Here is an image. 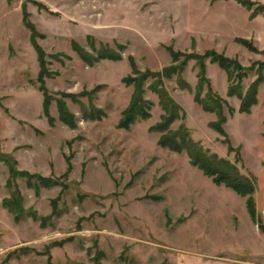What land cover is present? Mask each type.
<instances>
[{
    "label": "rangeland",
    "instance_id": "obj_1",
    "mask_svg": "<svg viewBox=\"0 0 264 264\" xmlns=\"http://www.w3.org/2000/svg\"><path fill=\"white\" fill-rule=\"evenodd\" d=\"M35 1L46 8L31 0H0L1 148L21 171L63 179L67 157L72 170L63 179L68 189L57 186L37 193L25 178L16 180L25 209L52 217L42 227L41 220L30 215L16 223L3 208L2 200L10 195L9 168L0 162V264H49L43 254L49 246L52 264H95L98 251L104 254L100 264H264V233L252 222L246 200L216 186L190 164L186 153L158 146L160 135L149 132L162 115L155 95L146 93L155 104L151 119L130 131L117 128L133 92L122 82L131 73L129 56L141 70L159 71L171 64L166 47L173 46L187 53L215 50L250 67L264 62V53L250 52L235 39L249 36L264 51V20H250V12L242 13L232 2L213 4L212 9L204 4L205 15L202 0ZM23 4L43 36L38 42L49 68L59 73L47 80L48 89L55 95L79 94L103 86L95 100L107 113L103 121H84L69 99V109L80 120L77 129L60 122L56 102L51 106L55 125L43 116L36 83L39 64L23 23ZM89 36L97 46L125 45L123 60L87 66L71 42L91 51ZM58 53L69 58L56 61L52 56ZM206 65L214 92L238 110L240 101L227 95L226 73L209 61ZM183 77L194 90L198 79L193 61ZM255 79L250 73L243 90ZM165 84L186 113L172 129L185 125L206 150L235 163L236 153H229L224 138L210 127L216 116L204 112L194 93L181 90L175 79ZM224 129L233 147L240 149L238 168L257 178L255 200L264 222V83L251 114H227ZM59 197L58 214H53L51 203ZM60 242L62 246L52 247Z\"/></svg>",
    "mask_w": 264,
    "mask_h": 264
},
{
    "label": "trees",
    "instance_id": "obj_2",
    "mask_svg": "<svg viewBox=\"0 0 264 264\" xmlns=\"http://www.w3.org/2000/svg\"><path fill=\"white\" fill-rule=\"evenodd\" d=\"M215 1V0H212ZM239 5L250 12V20H254L257 16L264 17V4L253 0H234ZM33 4L39 8H46L38 1L31 0ZM23 23L30 30V43L34 48L37 61L39 64V73L36 83L38 90L43 96L42 114L48 120L51 126L55 125L56 119L51 114V106L56 102L57 112L60 122L72 130L78 128L80 120L69 109L66 99L80 108L81 118L89 122H101L107 118V113L104 109L95 104L96 95L103 88L97 86L93 90H83L79 94L61 92L59 94L52 93L47 87V80L55 79L59 73L53 72L49 68L48 56L38 42L43 36L37 31L35 25L30 21V15L27 12L26 4H23ZM88 44L91 51H87L76 41L71 42L72 50L79 58L89 67H94L102 61L119 62L123 60L122 53L127 49L125 45L115 43L112 47L108 44L100 43L97 46L93 37H88ZM235 41L244 46L247 50L253 53H264L259 51L252 41L236 38ZM166 50L171 57V64L159 71L150 69L141 70L133 56H129V64L131 73L123 80V84L133 89L130 102L126 109L122 112L121 118L117 124L120 130L130 131L131 127L138 122L148 121L152 117V110L155 104L146 98V93L149 91L157 97L158 106L162 111L159 122L149 129L150 133L159 134L158 146L167 149L174 153H186L190 164L200 170L204 176L212 179V182L218 186H224L232 190L238 196L246 200V209L253 223L258 225L261 232L264 233V222L259 218L255 194L258 189L257 178L252 174H243L238 168L237 163L241 162L240 149L233 147L230 138L226 133L224 126L227 123V114L233 117L236 112L239 114H251L253 107L258 105V90L264 83V62L258 61L250 67L243 66L238 59L229 58L225 54L218 53L215 50L206 51L204 54L187 53L177 51L173 46H167ZM56 61H60L61 57L69 56L58 53L52 56ZM194 62L197 68V85L193 90L190 84L183 77V73L190 62ZM209 61L212 65H217L223 70L229 82L227 95L235 97L240 101L238 110L234 109L221 96L216 94L207 78V65ZM256 75V79L243 90L244 80L247 79L250 73ZM175 79L177 86L181 90H186L194 93V101L206 113L214 114L216 121L210 124L212 130L224 138L222 141L228 146L229 153L235 152L237 160L235 163L230 162L226 158H221L215 153L206 150L200 142L195 141L191 132L185 125L179 126L177 129H172V126L178 121L186 119V113L182 107L172 98L170 92L166 88V81ZM86 99V102L83 101ZM264 138V135H263ZM0 162H4L9 168V177L6 183V188L9 189L10 195L2 200V206L12 216L16 223H20L27 215H30L34 220H41V226L45 227V223L51 220L52 217H39L33 209L27 211L24 207L23 196L17 186L18 178H25L29 188H34L38 193L42 188L51 189L57 186H62L63 189H68V185L64 183L65 179L72 170L71 158L67 157L68 170L63 179H55L53 177H45L38 174H31L27 171H21L17 168V161L8 154H4L0 143ZM52 201L53 214H58V202ZM72 239H68L71 241ZM63 241V243L68 242ZM62 242L52 244L51 246H62ZM51 247H47L43 254L49 256V264L51 263L50 256ZM102 251L97 252L94 258L95 264H100V258L103 257Z\"/></svg>",
    "mask_w": 264,
    "mask_h": 264
},
{
    "label": "crops",
    "instance_id": "obj_3",
    "mask_svg": "<svg viewBox=\"0 0 264 264\" xmlns=\"http://www.w3.org/2000/svg\"><path fill=\"white\" fill-rule=\"evenodd\" d=\"M194 0H187V3H189V4H191L192 2H193ZM198 1H200V0H198ZM202 1H204V3H203V13L206 15V13H205V10L204 9H207V6L205 5L204 6V4H208V7L210 8V9H212V6H213V4L214 5H221L222 3H224V2H232L234 5H232L234 8H239L240 9V11L243 13V12H246L245 10V8H243L242 6H240L237 2H235L234 0H219V1H216V2H214V3H212V1L211 0H202ZM253 1H256V2H259V3H261V4H264V0H253ZM236 4H235V3ZM202 3V2H201ZM238 4V5H237ZM236 6V7H235ZM240 6V7H239ZM238 9V10H239ZM249 13V12H248ZM258 19H262V20H264V17L263 16H258L255 20H258ZM191 20V19H190ZM190 20L188 21V23L190 22ZM254 20V21H255ZM253 22V21H252ZM187 32L188 33H190V31H188L187 30ZM208 37H216V34H214V33H209V35H208ZM241 39H246V40H249V41H251V37H249V36H243V38H241Z\"/></svg>",
    "mask_w": 264,
    "mask_h": 264
}]
</instances>
